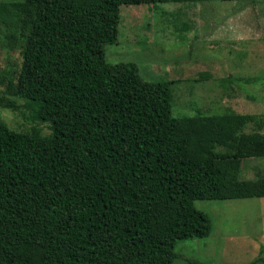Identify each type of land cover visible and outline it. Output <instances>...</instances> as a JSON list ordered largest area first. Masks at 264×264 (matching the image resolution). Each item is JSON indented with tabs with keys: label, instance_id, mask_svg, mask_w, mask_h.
Masks as SVG:
<instances>
[{
	"label": "trees",
	"instance_id": "16d2710c",
	"mask_svg": "<svg viewBox=\"0 0 264 264\" xmlns=\"http://www.w3.org/2000/svg\"><path fill=\"white\" fill-rule=\"evenodd\" d=\"M205 1L0 2V107L51 128L0 122V264H175L179 241L212 234L196 201L264 198V174L241 178L264 160V115L176 117L169 82L107 60L122 6Z\"/></svg>",
	"mask_w": 264,
	"mask_h": 264
},
{
	"label": "rangeland",
	"instance_id": "374dc122",
	"mask_svg": "<svg viewBox=\"0 0 264 264\" xmlns=\"http://www.w3.org/2000/svg\"><path fill=\"white\" fill-rule=\"evenodd\" d=\"M121 14L118 42L106 46L108 62L136 63L144 79L169 82L174 116L227 110L264 115V81L245 83L264 76V0L122 6ZM10 44L0 23V72L8 68ZM13 55L20 62L18 52ZM0 122L16 131L36 127L51 133L49 124L28 123L19 112L1 107ZM255 130L250 123L243 132ZM263 174L264 160L244 161L242 179ZM195 206L211 217L212 234L179 241L175 264H264V198L202 200Z\"/></svg>",
	"mask_w": 264,
	"mask_h": 264
}]
</instances>
